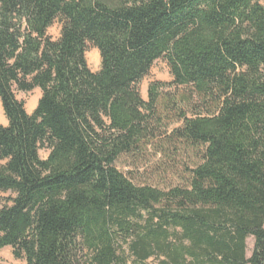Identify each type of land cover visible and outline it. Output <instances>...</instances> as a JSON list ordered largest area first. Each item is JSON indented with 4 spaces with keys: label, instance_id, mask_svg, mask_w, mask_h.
I'll return each mask as SVG.
<instances>
[{
    "label": "trees",
    "instance_id": "trees-1",
    "mask_svg": "<svg viewBox=\"0 0 264 264\" xmlns=\"http://www.w3.org/2000/svg\"><path fill=\"white\" fill-rule=\"evenodd\" d=\"M160 59L185 93L144 101ZM0 105V250L22 264H264V0H0ZM159 138L200 149L187 186L117 169Z\"/></svg>",
    "mask_w": 264,
    "mask_h": 264
},
{
    "label": "rangeland",
    "instance_id": "rangeland-1",
    "mask_svg": "<svg viewBox=\"0 0 264 264\" xmlns=\"http://www.w3.org/2000/svg\"><path fill=\"white\" fill-rule=\"evenodd\" d=\"M59 32L60 23L56 21L48 30V35L55 40L58 38ZM85 58L89 69L93 72L98 71L100 67L99 53L91 45L87 47ZM171 82L172 77L168 65L165 60L160 59L153 64L149 74L137 85V89L144 101L147 100V91L152 83L162 84L164 94L169 93L173 97H178L185 93L182 89L172 87ZM14 94L18 101L24 103L26 111L35 107L40 96L38 89L28 93L14 89ZM0 110V125L5 126L7 121L1 105ZM179 125L158 128H160V133H164L167 130L166 134H169L172 128ZM39 156L44 160L47 158L48 152L40 150ZM200 163V149L190 148L179 142H170L166 138H159L151 144L141 146L138 151L121 157L116 167L136 185H149L166 190L176 186H187L190 179V170ZM12 197L13 195L9 192H0V208L8 203V200ZM246 245L247 257H249L253 246L252 238L247 239ZM0 264H22V262L14 258L10 248H3L0 250Z\"/></svg>",
    "mask_w": 264,
    "mask_h": 264
},
{
    "label": "crops",
    "instance_id": "crops-1",
    "mask_svg": "<svg viewBox=\"0 0 264 264\" xmlns=\"http://www.w3.org/2000/svg\"><path fill=\"white\" fill-rule=\"evenodd\" d=\"M36 104H37V103H36ZM35 107H36V105H35ZM35 107H34V108H35ZM34 108H33L32 110L27 111V112H28L29 114L32 113L33 110H34Z\"/></svg>",
    "mask_w": 264,
    "mask_h": 264
},
{
    "label": "bare ground",
    "instance_id": "bare-ground-1",
    "mask_svg": "<svg viewBox=\"0 0 264 264\" xmlns=\"http://www.w3.org/2000/svg\"><path fill=\"white\" fill-rule=\"evenodd\" d=\"M0 113H1V110H0ZM1 116V115H0Z\"/></svg>",
    "mask_w": 264,
    "mask_h": 264
}]
</instances>
